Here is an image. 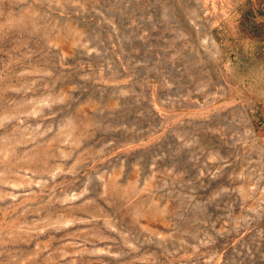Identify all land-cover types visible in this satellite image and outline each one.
<instances>
[{"label":"rangeland","instance_id":"374dc122","mask_svg":"<svg viewBox=\"0 0 264 264\" xmlns=\"http://www.w3.org/2000/svg\"><path fill=\"white\" fill-rule=\"evenodd\" d=\"M0 264H264V0H0Z\"/></svg>","mask_w":264,"mask_h":264}]
</instances>
